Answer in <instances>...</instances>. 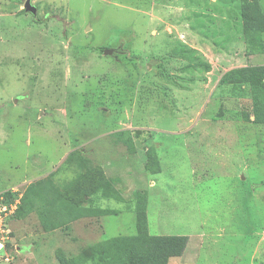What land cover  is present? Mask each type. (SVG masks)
<instances>
[{"label": "rangeland", "instance_id": "obj_1", "mask_svg": "<svg viewBox=\"0 0 264 264\" xmlns=\"http://www.w3.org/2000/svg\"><path fill=\"white\" fill-rule=\"evenodd\" d=\"M25 1L0 0V264H121L137 192L188 236L167 264L264 263V123L218 84L264 64L238 0Z\"/></svg>", "mask_w": 264, "mask_h": 264}, {"label": "trees", "instance_id": "obj_2", "mask_svg": "<svg viewBox=\"0 0 264 264\" xmlns=\"http://www.w3.org/2000/svg\"><path fill=\"white\" fill-rule=\"evenodd\" d=\"M241 14V31L245 44V55L264 53V17L259 0H238ZM191 60L197 59L195 52L186 49ZM187 56L186 54H184ZM203 63L198 60V63ZM209 68V64H206ZM218 84L231 85L234 90L249 87L253 93L252 108L244 112V119L254 123H264V64L245 65L226 70L219 78ZM250 116L253 118L250 119ZM140 194V195H138ZM4 199H14L10 192L1 194ZM3 199V200H4ZM6 201V200H5ZM23 201V200H22ZM135 234L118 235L107 239L115 249L121 264H167L170 257L181 255L187 245L186 235H156L148 230L147 197L136 193Z\"/></svg>", "mask_w": 264, "mask_h": 264}, {"label": "built area", "instance_id": "obj_3", "mask_svg": "<svg viewBox=\"0 0 264 264\" xmlns=\"http://www.w3.org/2000/svg\"><path fill=\"white\" fill-rule=\"evenodd\" d=\"M3 199H4V197L0 194V206H1L0 207V236H3L4 235L3 233L7 231V229H6L7 226L4 223V218L1 215L2 211L5 210V206H4V204H2ZM17 203H18V200H15V202L12 205H14V207H15L17 205Z\"/></svg>", "mask_w": 264, "mask_h": 264}, {"label": "water", "instance_id": "obj_4", "mask_svg": "<svg viewBox=\"0 0 264 264\" xmlns=\"http://www.w3.org/2000/svg\"><path fill=\"white\" fill-rule=\"evenodd\" d=\"M23 8L26 12H30L33 15H35V13H36V8L33 4H31L30 0L25 1ZM104 53L105 54L111 53V51L106 49V50H104ZM261 264H264V263H261Z\"/></svg>", "mask_w": 264, "mask_h": 264}]
</instances>
